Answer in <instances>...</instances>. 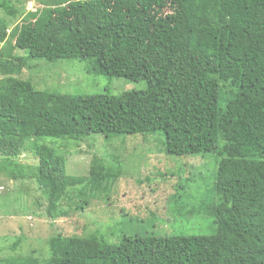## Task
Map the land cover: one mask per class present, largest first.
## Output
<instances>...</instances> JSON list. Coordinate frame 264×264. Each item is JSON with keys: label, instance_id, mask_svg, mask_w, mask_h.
Returning <instances> with one entry per match:
<instances>
[{"label": "trees", "instance_id": "obj_1", "mask_svg": "<svg viewBox=\"0 0 264 264\" xmlns=\"http://www.w3.org/2000/svg\"><path fill=\"white\" fill-rule=\"evenodd\" d=\"M21 2L0 0V10L15 17ZM52 2L27 11L10 35L0 17V43L14 39L0 53V170L15 175L29 146L38 162L34 177L53 192L59 180L84 178L69 177L63 156L40 137L159 135L168 154L217 160V202L207 216L214 227L176 232L181 219L171 234L123 232L118 242L100 232L53 231L47 258L15 256L0 264H264V0ZM59 59L86 60L109 78L146 87L61 93L17 77L31 60ZM119 164L94 160L90 187L118 177ZM180 196H172L177 208ZM58 199L49 197L51 224L64 215Z\"/></svg>", "mask_w": 264, "mask_h": 264}, {"label": "rangeland", "instance_id": "obj_2", "mask_svg": "<svg viewBox=\"0 0 264 264\" xmlns=\"http://www.w3.org/2000/svg\"><path fill=\"white\" fill-rule=\"evenodd\" d=\"M52 1L22 0L18 4L20 15L12 18L0 10V17L8 21L7 34H11L27 11H35ZM12 42L14 39L8 36L0 43V53ZM13 53L24 54L21 49H15ZM29 64L17 77L31 81L41 90L120 94L146 87L144 81L109 78L86 60H31ZM3 76L0 73V78ZM140 136L105 138L93 133L79 141L40 137V142L52 146L63 156L69 177L84 178L73 184L59 180L53 192L48 190L44 180L34 177L37 158L30 147L25 146L17 158L15 175L0 170V261L15 256L47 258L46 240L53 231L64 236L100 232L108 241L118 242L123 232L171 234L173 227L183 219L182 227L176 232L209 233L214 224H210L211 219L207 216L217 202L213 193L217 172L214 155H171L165 151L159 135ZM100 159L112 165L120 163L121 172L118 177L103 178L101 185L92 188L89 169L94 160ZM176 192L181 194L178 208L172 198ZM52 193L59 194L57 210L64 215L51 224L47 209ZM201 202L207 203V210ZM18 238L21 241L13 248L12 244Z\"/></svg>", "mask_w": 264, "mask_h": 264}]
</instances>
